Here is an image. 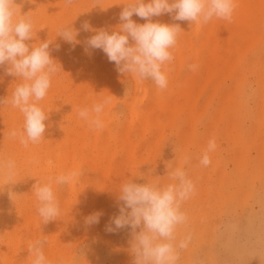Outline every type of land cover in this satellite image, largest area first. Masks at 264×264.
<instances>
[{
    "label": "rangeland",
    "instance_id": "1",
    "mask_svg": "<svg viewBox=\"0 0 264 264\" xmlns=\"http://www.w3.org/2000/svg\"><path fill=\"white\" fill-rule=\"evenodd\" d=\"M127 2L16 0L21 14L33 19L34 38L27 43L51 41L50 54L62 70L39 102L49 113L40 143L24 147L10 138L11 130L22 129L23 115L0 106V160L16 162L14 176L0 173V264H31L28 248L37 239L46 241L50 264H135L132 229L106 231L123 203L119 187L127 179L172 183L177 167L194 184L182 204L187 221L177 229V242L190 241L177 264H264V0H236L230 21L152 17L183 30L165 65L166 89L119 73L102 50L87 45L94 30L118 28ZM71 23L78 31L74 44L58 35ZM7 68L0 66V97L18 83ZM107 97L104 127L94 129L78 111ZM213 139L205 167L200 160ZM73 170L82 173L74 183H54ZM50 179L60 215L45 223L33 185ZM97 211L103 213L99 223L86 225Z\"/></svg>",
    "mask_w": 264,
    "mask_h": 264
},
{
    "label": "clouds",
    "instance_id": "2",
    "mask_svg": "<svg viewBox=\"0 0 264 264\" xmlns=\"http://www.w3.org/2000/svg\"><path fill=\"white\" fill-rule=\"evenodd\" d=\"M71 4L72 0H66ZM120 13V25L109 32L106 29L94 30L95 34L87 40L91 49H100L114 62L117 71L132 75L138 80H150L159 89H166L168 77L165 65L173 59L178 35L183 31L179 24L153 22L152 17L173 14L177 21H190L193 24H207L213 18L230 21L236 8V0H128ZM136 15L147 22L138 24L133 21ZM34 24L31 16L21 14L16 0H0V66L7 63V74L18 78V83L11 95L0 97V106L10 105L23 115L22 129H13L8 135L18 139L24 147L38 144L45 138V121L48 114L40 106L52 85L53 75L61 65L52 58L49 45L45 40L27 43L34 38ZM85 30H92L89 23ZM58 35L66 42L77 43L78 31L72 23L63 26ZM129 38L134 43H129ZM87 51V49H86ZM197 65H188L195 71ZM111 97L83 107L78 111L81 119L94 129H102L104 123L101 114ZM216 148L215 140L208 142V147L200 163L207 167L211 164L209 152ZM16 162L8 158L0 160V173L9 178L15 175ZM82 173L73 170L55 177L57 185L74 183ZM173 181L168 184L150 182L140 184L132 179L123 181L118 190L119 215L111 218L106 231L130 227L132 229L131 250L135 264H177L179 250L188 246L190 237L177 242V229L187 221L182 211V204L194 192V184L187 177L183 168L177 167L170 173ZM33 192L38 201L37 212L45 223L57 219L60 205L53 189V180L38 181L33 185ZM102 212L97 211L85 218L86 225L98 224ZM139 228V231L136 229ZM43 239H37L29 245L31 264H50L43 246Z\"/></svg>",
    "mask_w": 264,
    "mask_h": 264
}]
</instances>
